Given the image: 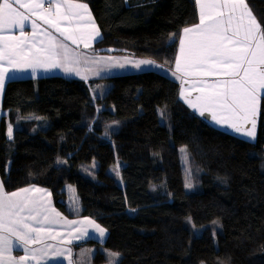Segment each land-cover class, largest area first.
I'll list each match as a JSON object with an SVG mask.
<instances>
[{
  "label": "trees",
  "instance_id": "1",
  "mask_svg": "<svg viewBox=\"0 0 264 264\" xmlns=\"http://www.w3.org/2000/svg\"><path fill=\"white\" fill-rule=\"evenodd\" d=\"M76 1L89 5L100 29L93 52L152 59L169 69L183 29L199 21L195 0ZM246 1L264 26V0ZM104 80L111 85L95 100L94 82L80 79L7 83L0 121L4 189L46 187L69 215L66 186L72 185L79 216L108 232L103 243H85L119 253L117 264H264V96L251 142L193 113L180 100L179 84L157 72ZM32 115L39 117L26 119ZM176 137L192 143L193 170L185 176L192 186L182 193L171 170ZM136 139L150 143L149 158ZM153 170L163 173L160 182ZM207 231L212 246L203 241ZM93 260L108 257L99 250Z\"/></svg>",
  "mask_w": 264,
  "mask_h": 264
},
{
  "label": "snow or ice",
  "instance_id": "2",
  "mask_svg": "<svg viewBox=\"0 0 264 264\" xmlns=\"http://www.w3.org/2000/svg\"><path fill=\"white\" fill-rule=\"evenodd\" d=\"M195 4L199 9V23L183 29L172 72L182 81L180 98L201 116L209 113L217 125L254 139L261 93L264 92V26L252 14L246 0H195ZM38 21L48 27L43 28ZM63 22H67V26L62 27ZM28 28L30 32L26 31ZM87 28L91 31L85 33ZM99 36V29L85 3L76 0H0V93L6 80L14 78L16 73L28 71L35 77L37 70L61 69L86 80L88 76L82 74L81 65L96 64L97 59L76 52L65 41L70 40L77 46L83 42L88 48ZM105 59L112 61L105 65L107 68L125 67V63L116 58H100ZM153 64L155 61L152 60L133 62L137 69ZM83 72L99 75L94 68H84ZM189 77L194 78L192 91L198 93L194 100L185 88L188 83L185 78ZM210 77L216 78L208 79ZM12 131L9 124V139ZM191 186V183L187 184V187ZM31 192L45 193L46 190L32 187L9 193L0 182V264H5L6 255L12 264H27L29 260L40 264L48 250L54 248L46 243L47 239L60 237L71 244L73 239L89 237V226L94 234L104 238L106 229L94 220H67L43 197L27 195ZM58 223L81 227L71 228L65 238L54 227ZM73 233L77 235L73 237ZM37 244L42 247H31ZM14 247L22 249L24 255L13 257ZM71 251V248H56L54 255L63 256L73 264ZM107 255L108 264H117L119 253Z\"/></svg>",
  "mask_w": 264,
  "mask_h": 264
},
{
  "label": "crops",
  "instance_id": "3",
  "mask_svg": "<svg viewBox=\"0 0 264 264\" xmlns=\"http://www.w3.org/2000/svg\"><path fill=\"white\" fill-rule=\"evenodd\" d=\"M76 2L83 3V2H80V1H76ZM14 6L15 7H19L18 5H14ZM88 9H89V11L91 13L92 18L94 19L93 13H92L89 5H88ZM197 9H198V7H197ZM20 10L21 11H25V9H20ZM251 12H252V10H251ZM252 14L254 15L253 12H252ZM198 15H199V9H198ZM94 22H95V25L98 27V24L96 23L95 19H94ZM38 23H41V25H42L43 28H47L48 27L47 25L43 24L42 21H38ZM198 23H199V21H198ZM64 26H67V22H63L62 23V27H64ZM189 27H191V26H189ZM98 29H99V27H98ZM49 30L50 31H53V34L56 35L58 38L63 39L62 37H59V33L55 32L52 29H49ZM26 31H29L30 32L31 29L28 28V29H26ZM84 31H85V33L90 32L91 31V28H87ZM99 32H100V29H99ZM16 34H18V32ZM182 34H183V32H182ZM100 38H101V32H100V36L94 42H92L91 43V46L88 47V48H85L84 47L83 42H80L79 43V46H77L76 44H73L70 40L69 41H65V43H67L76 52H82V53H85L87 56L95 57L97 59L98 63H96V64H89V65H83L82 64L81 65L82 74H86L88 76V78L86 80L85 79H81L80 76H77L75 74L65 73L61 69H52V70L47 71V72H45L43 70H37V75L35 77H33L31 75V72L30 71H28V72L16 73V74H14V78L6 80L5 85H4V90H5L6 85H7V83L9 81L16 80V79H38V78H43V77L61 76V77H65V78L80 79V80H83V81L87 82L88 80L106 79V78H110V77H113V76H118V75H123V74H130V73H139V72H143V71H154V72H157L158 74H160V75H162L164 77H167L170 80L178 83L179 86H180V90H181V82L182 81L176 79V77L173 76V74H172V72L175 69V64H174V67L172 69H169V68H167V67H165V66H163V65H161V64H159L157 62H155V64H153V65H142L139 69H137V68H135L133 66V62L134 61H138V60H151V59H140V58H135V57L133 58V57H128V56H118V55L111 54V53H106V54H103L102 55V54H94L93 52H90L88 49H90ZM179 47H180V45H179ZM178 54H179V48H178L177 55ZM101 57H104V58H110V57L111 58H116L117 60H119V62L125 63V67L124 68H120V67L107 68V67H105V65L108 64V63H112V61L107 60V59L100 60ZM84 68H94V69H96V70L99 71V75H95L93 72L84 73L83 72V69ZM177 75H180V73H177ZM215 78L216 77H210L208 79H215ZM185 79L188 80V83L185 84V88L188 90V92L191 93L190 98L194 100L195 96L198 94L195 91H192V89H191V82H192V79H194V78L189 77V78H185ZM4 90H3L2 93H0V121H1V118L4 115H6V114H4V111L2 110V102H3ZM186 95H187V93H186ZM263 96H264V92L261 93V99H262ZM179 97H180V91H179ZM261 99H260V104H261ZM180 100L193 113H195L196 115H198L200 118H202L203 120H205L207 123H209L213 127L217 128V129H220V130H223V131H226V132H229V133H231L233 135H236V136H238V137H240L242 139H246V140L251 141V142L255 141L256 136H257L258 123H259L260 104H259V112H258V115H257V127H256V130H255V138L253 139V138H250V137L247 138L242 133L234 132L231 128H229L227 126L217 125L212 120L211 115L209 113H205L204 116H201L199 114V111L198 110L189 107L188 104L185 103V101L183 99L180 98ZM246 127H250V125H247ZM0 181H1V177H0ZM9 193H11V192H9ZM27 195H30V196H33V197H36V198H39L40 197V195H34V194H27ZM47 202H49V201L47 200ZM50 207L52 208L51 202H50ZM53 215H54V213H53ZM60 215L62 216V214H60ZM62 217H65V216H62ZM65 218H67V220H71L72 219V218H68V217H65ZM84 218H88V217H84L83 216V217L73 218L72 220L80 221V220H83ZM57 219H59V218H57ZM89 219H91V218H89ZM62 224H64V223H62ZM73 226L74 227L77 226V228H78V224L77 225H72L71 228ZM88 230H89V233H90L89 237H86V238L85 237H82L80 239H73V243H71V244L66 243V241H64V242H57V241H53L52 239H50V240L47 239L46 240V243L54 245V248L48 250L47 256H45L40 261V264H69V260L68 259H65L63 256L56 257L54 255L56 248H59L61 250H64L66 248H71V250H72L71 251V260L73 261V264H83V263L91 262L92 259L91 260H88V259L91 258L94 254L91 253V252L88 253L87 250H89L90 247H93V246H96V245L95 244H88V246H83V247H81V245L84 244L85 242H87L88 240H92V239L93 240H96V241H98L100 243H103L106 240V238L108 236V233H106L105 236H104V238L101 239V238L98 237V235H96V234L93 233V230H92V227L91 226H89V229ZM69 231H70V229L64 230V233H65L64 235L66 237H67ZM76 235H77V233H73V237H75ZM31 247L39 248V247H42V245L37 244V245H32ZM82 253H84V255H82ZM106 253H108V252H106ZM11 255L13 257H19L21 255H24V252H23L22 249H19V248H15L14 247ZM67 255H68V253L65 252V256H67ZM78 255H79V260L76 261L75 259H76V257ZM5 264H12V262L8 260L7 255L5 256ZM27 264H36V262L33 261V260H29L27 262Z\"/></svg>",
  "mask_w": 264,
  "mask_h": 264
},
{
  "label": "rangeland",
  "instance_id": "4",
  "mask_svg": "<svg viewBox=\"0 0 264 264\" xmlns=\"http://www.w3.org/2000/svg\"><path fill=\"white\" fill-rule=\"evenodd\" d=\"M247 5H248V3H247ZM93 46L90 49H88L90 52H93L92 51ZM178 48H179V46H178ZM93 53L94 54H102V53H97V52H93ZM118 56L132 57V56H129V55H118ZM140 59H147V58H140ZM87 82L88 83L89 82H94V84L91 85V93H92V97H93L94 100L96 98L102 97L108 91V89H109V87L111 85L109 82H106L104 79L88 80ZM158 102H159V99H156V100L153 101L154 107H156L158 105ZM4 114H6L5 111H4ZM36 117L38 118L39 116L32 115V116L27 117L26 119H29V120H32L34 118L37 119ZM7 130H8V128H7ZM12 130H13V127H12ZM12 134H13V131H12ZM175 140H176L175 141L176 146H175V148L172 151L173 152V162H172V165H171V170H172V174H173V178H174V186L179 192L182 193L183 191L186 190L187 184H188V181H187L185 176H186V174H188L189 172H191L193 170V166H192V162H191L192 143H191L190 140H186V139L179 138V137H176ZM136 142H137L139 148L142 149V152L146 156V158H149V152L151 150L150 143L146 142V141L141 142L138 139H136ZM182 149H184V151H182ZM117 169H119V168L117 167ZM112 171L114 173H117V171L119 172V170H116L115 168H113ZM152 174H153V177L156 180V182H160L161 181L162 176H163V173L161 171L153 170ZM32 187L45 189L46 192L45 193L31 192V193H28V194L40 195V197H43V200L45 202H47V200H48L49 202H51L52 208H54L56 212L62 214V216H65V217H68V218H72V219L73 218H78V217H83V216H79L80 198H79V195H78L75 187H73L72 185H67L66 186V192H67L66 204L68 206L67 207L68 210L71 211L69 213V215L64 214L59 209V207L56 206V203L54 202L55 200L53 199L52 192H51L50 189H48L46 187H42V186H37V185H32V186H28V187H25V188H32ZM15 191H17V190H15ZM15 191H7V192H15ZM48 193H50V195H48ZM201 201L204 204L207 201V199L206 198H202ZM91 220H93V219H91ZM97 224L100 225V223H97ZM100 226L102 228L106 229L102 225H100ZM54 227L57 230V232H59L61 234L62 237H66L64 235L65 234L64 230L71 229V226H68V225L62 224V223H58V224L54 225ZM78 227H80L79 224H78ZM72 228H77V226H75V227L73 226ZM106 233H108L107 229H106ZM53 241L64 242V240H62L60 237H58L57 240H53ZM203 241L207 245L208 244L211 245V246L213 245L214 241H213V238H212V234L209 231L205 232ZM84 244H82L81 247L88 246V244H86V243H84ZM89 250H91L90 252L93 253L94 255L91 258H89L88 260H91V259L92 260H91V262L83 263V264H94L93 258L95 256L96 252H98L99 250L104 252L107 257H108L107 254L109 252H112V251H110V250H108V249H106L104 247H100V249H99L97 246L90 247ZM106 252H108V253H106ZM79 255L76 257V259H75L76 261L79 260ZM118 259H119V257H118ZM108 260H109V257H108ZM101 264H108V262L107 261L105 263L101 262Z\"/></svg>",
  "mask_w": 264,
  "mask_h": 264
}]
</instances>
